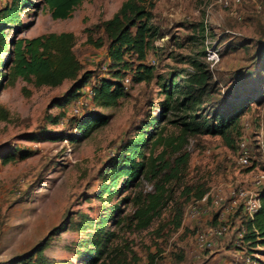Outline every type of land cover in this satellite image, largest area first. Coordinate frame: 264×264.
Returning a JSON list of instances; mask_svg holds the SVG:
<instances>
[{
  "label": "rangeland",
  "instance_id": "1",
  "mask_svg": "<svg viewBox=\"0 0 264 264\" xmlns=\"http://www.w3.org/2000/svg\"><path fill=\"white\" fill-rule=\"evenodd\" d=\"M10 1L0 0V8ZM26 1L30 4L20 11V23L7 29V40L71 31L76 37L74 53L83 70L91 71L92 76L81 88L79 77L58 87H34L17 80L0 89V103L9 111V119L0 121V261L28 253L45 241L44 254L54 264H82L80 253L92 247L89 239L96 220L118 204L127 210V197L135 190L131 186L124 189L122 184L112 195L101 192L108 160L130 138L142 130L151 131V119L163 113V95L156 80L149 84L129 81L125 83L128 95L116 106L100 107L92 100L93 83L109 76L108 61L105 46L95 48L86 42L85 29L110 18L123 0H83L64 19L53 18L45 0ZM224 2L157 0L154 13L162 37L154 42L145 63L165 78L179 69L185 78L193 71L190 58L206 64L219 89V106L247 105L241 118V139L246 141L251 160L248 165L238 162L239 139L227 146L220 136L189 137L186 180L204 184L208 199H189L178 228L165 226L160 236L154 233L160 223L170 219L168 208L148 230L130 234L140 261L149 262V255L154 254L157 264H245L246 257L253 264H264V246L242 253L233 245L244 219L242 211L233 208L223 212L222 218L219 214L224 205L229 206L230 189L240 186L264 191V182L254 184L264 170V147L260 146L264 141V0H240V4L229 6ZM101 34L92 32L94 38ZM213 51L219 55L215 63L209 59ZM10 58L8 50L0 53L1 73L3 63ZM65 98L68 101L63 108L54 104ZM93 112L107 116L108 121L82 135L79 122ZM178 115L177 110L163 115L164 134L179 132L172 121ZM13 153L15 158L3 163L5 156ZM141 187L152 189L147 181ZM179 194L180 188L176 196ZM216 194L222 203L214 206L211 199ZM193 206L198 211L191 216ZM86 215H92L93 221ZM221 221L229 227L227 232L214 240L213 248L197 250L196 234ZM79 224L85 226L81 231Z\"/></svg>",
  "mask_w": 264,
  "mask_h": 264
},
{
  "label": "trees",
  "instance_id": "2",
  "mask_svg": "<svg viewBox=\"0 0 264 264\" xmlns=\"http://www.w3.org/2000/svg\"><path fill=\"white\" fill-rule=\"evenodd\" d=\"M82 2L45 0L52 17L62 19L69 17ZM156 2L123 0L110 18L85 29L86 42L95 48L105 46L108 59L109 76L98 78L91 86L93 102L100 107L116 106L121 98L128 95L124 79L129 75L131 82L149 84L157 81L159 94L163 95V113L151 119V131L142 130L130 138L122 144L116 156L108 160L107 170L102 173L105 184L101 192L112 195L116 187L122 184L124 189L131 186L135 190L127 197L128 211L118 204L110 208L108 215L96 220L91 227L94 233L89 239L92 247L80 253L84 257L82 264H137L140 256L133 248V240L129 235L148 230L168 208L170 219L160 223L154 233L160 236L165 226L180 227L185 203L191 198L200 200L207 192L204 184H191L186 180L190 159V152L186 149L188 138L220 136L227 146H231L237 139L239 142L242 136L241 118L247 105L220 107L222 99L219 89L217 83L211 80L206 64L198 58H190L188 61L193 71L187 73L185 78L182 76L183 69L165 78L156 74L153 65L145 63L149 51L154 48V42L162 37L154 13ZM29 4L26 0H11L0 8V53L8 50L11 54L10 60L3 63L4 72H0V79L5 80L4 84L0 83V89L7 84L13 85L17 80L34 87H58L65 80L79 77L78 88H81L89 81L92 72L83 70L74 53L76 37L73 32L52 31L30 38L7 40V29L20 23V11ZM201 30H204V26ZM99 31L102 34L94 38V32ZM67 101L68 98H65L54 104L63 108ZM169 110L180 112L172 120L179 127L178 133L164 134L161 121ZM8 119L9 111L0 103V121ZM107 121V116L101 113H89L79 122L78 130L82 135H87L94 128L104 126ZM20 157L24 158L25 155L20 154ZM14 158V153L7 155L3 163ZM143 181L150 182L152 189L143 190ZM236 208L241 210V205ZM242 214L245 231L241 245L235 248L248 253L257 246H264V191L254 217L250 219ZM85 218L93 221L92 215H86ZM108 225L113 228L110 229ZM84 227V224H79L78 230ZM83 244L87 246L88 241H83ZM45 245L46 242L41 241L30 252L0 261V264H54L44 254ZM149 257L150 264H157L156 255L150 254Z\"/></svg>",
  "mask_w": 264,
  "mask_h": 264
},
{
  "label": "built area",
  "instance_id": "3",
  "mask_svg": "<svg viewBox=\"0 0 264 264\" xmlns=\"http://www.w3.org/2000/svg\"><path fill=\"white\" fill-rule=\"evenodd\" d=\"M224 4L226 6H229L231 4L238 5L240 4V0H230L227 1L225 0ZM258 9L261 8L260 5L257 6ZM218 53L213 51L211 55H209V59L215 63L218 60ZM129 79L125 78L124 79V84L128 83ZM90 93L93 95L92 88H90ZM75 111L77 109L75 108ZM261 147H264V141L260 143ZM238 148L239 152L237 155L238 162L242 165H248L251 160V156L248 151V147L246 145L245 140H240L238 143ZM262 182H264V170L260 172L255 180L254 184L255 186L260 185ZM208 193L206 192L203 197L200 200H197L198 202H205L208 199ZM260 199H261V193L259 191H253L252 189H247L244 187H234L229 190L228 194V204L229 206L226 207L224 205V210H222L220 214V218L224 216L223 212H228L233 208H236L238 205H241V210L242 212L250 219L254 217L256 212L258 211L260 207ZM221 196L218 194L214 195L211 199V203L214 206H217L221 204L222 202ZM198 211V208L196 206H193L189 213L191 216L195 215ZM222 220V219H221ZM228 226L226 225L225 222L221 221V224H218L216 226H212L208 228L207 230L198 232L195 236V247L197 250H205V249H211L214 247V240L216 238L222 237L228 230ZM244 227L241 226L240 229L237 232V238L233 242L234 247L240 246L242 243V236L244 233ZM245 261L247 264H253V260L250 259L249 257L245 258ZM137 264H150L149 262L146 261H139Z\"/></svg>",
  "mask_w": 264,
  "mask_h": 264
},
{
  "label": "crops",
  "instance_id": "4",
  "mask_svg": "<svg viewBox=\"0 0 264 264\" xmlns=\"http://www.w3.org/2000/svg\"><path fill=\"white\" fill-rule=\"evenodd\" d=\"M107 61H108V59H107Z\"/></svg>",
  "mask_w": 264,
  "mask_h": 264
}]
</instances>
